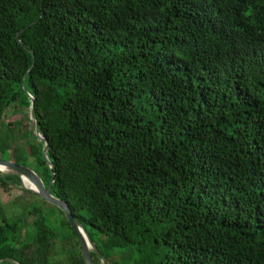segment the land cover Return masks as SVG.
I'll return each instance as SVG.
<instances>
[{"label": "trees", "instance_id": "obj_1", "mask_svg": "<svg viewBox=\"0 0 264 264\" xmlns=\"http://www.w3.org/2000/svg\"><path fill=\"white\" fill-rule=\"evenodd\" d=\"M0 160L108 264H264V0H0ZM51 206L30 230L0 198V264H85Z\"/></svg>", "mask_w": 264, "mask_h": 264}, {"label": "rangeland", "instance_id": "obj_2", "mask_svg": "<svg viewBox=\"0 0 264 264\" xmlns=\"http://www.w3.org/2000/svg\"><path fill=\"white\" fill-rule=\"evenodd\" d=\"M24 109L27 111L31 119L30 125L14 126V130L12 131V133H14V136L17 137L15 144L21 147L25 144V142L34 141L37 138L34 128L35 127L34 122L32 121V117H33L32 110L29 108H24ZM15 113L16 115H14V113H10L9 111V116H11V118L13 117L12 120H18V118L21 116L19 114V110H16ZM20 151L23 152L24 150L20 149ZM8 156L10 157L9 154ZM27 167L32 169L30 165ZM1 170L2 172L0 173L3 176L15 174L13 172H9L7 169H1ZM37 175L40 177L41 174L37 173ZM0 198L2 200L4 207V215L7 216L8 218L21 221L24 225L29 227L30 230L33 227V220L35 219V214H34L35 208H38V210L40 211V215L47 216L46 213H48L50 211V208L52 207L51 203H46L39 196L32 194L30 192L27 193L23 191L22 187H15L10 192H5L0 185ZM56 215L57 217L53 220V223L56 225L54 226L55 228H57L58 223H60L58 221H61V217H62L61 215H60L61 217L58 216L57 213ZM1 221L2 218L0 217V222ZM65 235L63 236L66 237ZM63 247H64V242L60 241L57 243V250L61 251V254L56 257L55 261L58 264H69L67 260L68 257H66V255L62 253ZM14 264H19V263L14 262Z\"/></svg>", "mask_w": 264, "mask_h": 264}, {"label": "water", "instance_id": "obj_3", "mask_svg": "<svg viewBox=\"0 0 264 264\" xmlns=\"http://www.w3.org/2000/svg\"><path fill=\"white\" fill-rule=\"evenodd\" d=\"M31 97H32L31 108L33 110L34 109V105H33L34 101H33L32 95H31ZM32 115H33L32 121L34 122V126H35L34 128H35V133L37 135V138L40 141H45L44 156L46 158V162L48 163V165H50V168L53 169V164L51 163L50 159L48 158L49 143L45 139V137L39 132L38 121L36 119L35 114L33 113ZM0 166L6 167L9 172H13L19 176L21 179V187L23 189L28 190L31 193L39 196L41 199H43L44 201H46L48 203H51L57 207H60L61 210L65 212L69 222L71 223L72 228L76 232V236H77L78 241H79L81 248H82V253H83L85 264H95L94 260H93L92 251H95L98 254V256L100 257L103 264H108V262L106 261V258L97 249V247L95 246V244L91 240L87 230L74 217V213H73V210H72V207L70 206V204L65 200L58 199L57 197H55L51 193L52 184H53L54 180L49 187H46L42 178L39 177L33 169H31L27 166L19 165L16 162L8 161V160H0ZM0 172H2L1 169H0ZM24 177L31 180L36 185L37 190H33L31 188H28L25 185Z\"/></svg>", "mask_w": 264, "mask_h": 264}, {"label": "bare ground", "instance_id": "obj_4", "mask_svg": "<svg viewBox=\"0 0 264 264\" xmlns=\"http://www.w3.org/2000/svg\"><path fill=\"white\" fill-rule=\"evenodd\" d=\"M0 169H7V168L6 167H3V166H0ZM24 181H25V185L28 188H31L33 190H37L36 185L31 180H29L28 178L24 177Z\"/></svg>", "mask_w": 264, "mask_h": 264}]
</instances>
